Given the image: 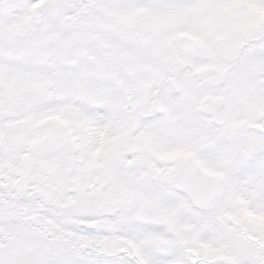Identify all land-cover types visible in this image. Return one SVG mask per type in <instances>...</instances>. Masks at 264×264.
<instances>
[{
  "label": "snow or ice",
  "instance_id": "snow-or-ice-1",
  "mask_svg": "<svg viewBox=\"0 0 264 264\" xmlns=\"http://www.w3.org/2000/svg\"><path fill=\"white\" fill-rule=\"evenodd\" d=\"M0 264H264V0H0Z\"/></svg>",
  "mask_w": 264,
  "mask_h": 264
}]
</instances>
